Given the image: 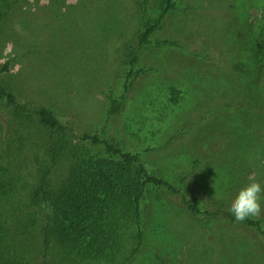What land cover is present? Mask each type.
Segmentation results:
<instances>
[{
  "label": "rangeland",
  "instance_id": "obj_1",
  "mask_svg": "<svg viewBox=\"0 0 264 264\" xmlns=\"http://www.w3.org/2000/svg\"><path fill=\"white\" fill-rule=\"evenodd\" d=\"M49 2L26 0L1 26L0 68L11 61L24 101L53 108L79 136L140 154L178 191L149 187L145 243L131 264H264L261 235L207 214L229 209L250 179L264 187V0H178L140 50L134 72L143 73L128 92L126 45L138 46L142 26L135 3L66 0L79 6L62 13L61 0ZM160 2L148 0L153 21ZM109 97L121 105L112 116ZM252 219L264 227V214Z\"/></svg>",
  "mask_w": 264,
  "mask_h": 264
},
{
  "label": "trees",
  "instance_id": "obj_2",
  "mask_svg": "<svg viewBox=\"0 0 264 264\" xmlns=\"http://www.w3.org/2000/svg\"><path fill=\"white\" fill-rule=\"evenodd\" d=\"M25 1L0 0V30ZM132 1L142 26L139 49L126 45V92L143 73L134 72L140 50L178 9V0H161L159 19L153 21L148 0ZM77 6L60 2L62 13ZM10 62L0 68V264H131L145 243L141 207L149 187L178 191L153 174L140 154L125 152L98 133L79 136L53 108L24 101L10 82ZM109 99L112 116L121 105ZM185 201L198 217L197 204ZM207 214L235 221L227 208ZM245 224L264 238L262 221L249 218Z\"/></svg>",
  "mask_w": 264,
  "mask_h": 264
},
{
  "label": "clouds",
  "instance_id": "obj_3",
  "mask_svg": "<svg viewBox=\"0 0 264 264\" xmlns=\"http://www.w3.org/2000/svg\"><path fill=\"white\" fill-rule=\"evenodd\" d=\"M262 200H264V187L259 182L250 179V182L234 197L228 211L237 222H244L249 218L258 219L264 214ZM41 206L49 214L52 213L49 206L44 204Z\"/></svg>",
  "mask_w": 264,
  "mask_h": 264
}]
</instances>
